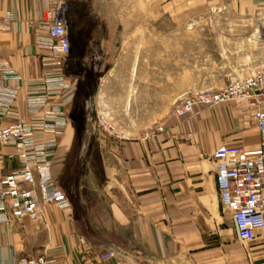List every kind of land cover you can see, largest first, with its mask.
I'll return each mask as SVG.
<instances>
[{
    "label": "crops",
    "instance_id": "crops-1",
    "mask_svg": "<svg viewBox=\"0 0 264 264\" xmlns=\"http://www.w3.org/2000/svg\"><path fill=\"white\" fill-rule=\"evenodd\" d=\"M132 1L0 0V15L7 10L13 15L8 28H0V61L11 71L9 76L0 73V125L31 118L27 95L41 93L45 80L56 75L54 66L43 60L39 39L45 37L41 24L58 6L71 42L62 63L65 74L69 62L87 63V53L91 62L108 63L107 50L117 43L121 47L122 41L129 48L124 60L132 62L131 17L137 14ZM138 1V14L146 21L154 14L204 15L220 4L240 13L264 8V0ZM138 29L144 33L139 45L155 48L156 56L163 58L164 24L142 23ZM149 31L156 33L155 40H148ZM71 47L75 52L70 57ZM87 74L91 81L121 76ZM131 92L91 87L74 91L63 103L61 95L49 94L34 117H52L48 112L62 103L66 124L55 136L52 173L70 207L41 204L35 220L8 215L0 223V264L40 255L49 264H114L116 259L100 258L111 248L122 264H264V232L257 231L251 241L237 239L231 214L220 202L211 157L221 146L240 147L248 155L258 152L259 132L246 102L196 104L185 116L169 111L149 131L145 123L139 127L146 130L134 134L132 118L118 108ZM101 102L106 103L112 132L102 133L93 121ZM158 126L162 130L151 134ZM13 153L12 145L0 144V181L19 166Z\"/></svg>",
    "mask_w": 264,
    "mask_h": 264
},
{
    "label": "built area",
    "instance_id": "built-area-1",
    "mask_svg": "<svg viewBox=\"0 0 264 264\" xmlns=\"http://www.w3.org/2000/svg\"><path fill=\"white\" fill-rule=\"evenodd\" d=\"M12 19V13L5 11L0 15V28H8L7 24ZM40 28L45 33V37L39 39L43 60L54 66L56 75L45 80L41 93L27 95L31 118H18L8 125H0V144L12 145L14 153L10 156L16 157L19 163L17 169L0 181V223H5L8 215L16 220H35L41 215V204L44 203L63 210L70 207L52 173L55 136L66 124L61 105L72 98L75 90V82L67 80L62 74V63L71 46L62 7L58 6ZM0 73L11 74L1 61ZM49 94L61 95L62 103L55 104L48 112L52 117H34L47 104ZM227 100L245 101L259 132V150L255 155H248L240 147L227 146L217 148L211 155L216 165L221 205L231 214L237 239L247 242L254 238L257 231L264 232V69L234 78L221 89H192L174 101L171 113L185 116L192 113L196 104L211 106ZM9 103L10 100L5 101L6 105ZM105 107L104 103L98 106L95 117L98 125L110 131L109 128H113L105 126ZM161 130L162 126H158L151 134ZM100 258L116 259L114 264H122L113 248ZM16 264H49V261L44 255L28 256L19 258Z\"/></svg>",
    "mask_w": 264,
    "mask_h": 264
},
{
    "label": "rangeland",
    "instance_id": "rangeland-1",
    "mask_svg": "<svg viewBox=\"0 0 264 264\" xmlns=\"http://www.w3.org/2000/svg\"><path fill=\"white\" fill-rule=\"evenodd\" d=\"M132 9L137 14L134 13L131 17V63L129 57L124 60L125 52L127 53L129 48L125 47L122 41L121 47H118L117 43L115 47L107 50L108 63L100 65L91 62V55L87 53V63L76 65L69 62L65 74L71 82H75L74 91L80 93L91 87L131 88V96L125 97V102L120 103L118 108L121 113L132 118L131 131L134 134L145 131L144 127H139L145 123L149 131L162 116L169 111L171 113L174 101L190 90L221 89L234 78L264 69V33L261 31L264 24V8L240 13L220 4L204 15L185 18L172 14H165L163 17L154 14L148 17V21L138 14V0L132 1ZM142 23H148L149 26L164 24L163 38L167 46L163 49V58L157 57V50L149 44V47L139 45L140 37L144 36L138 29ZM255 33H259L256 39ZM146 35L148 40L156 39L154 31H149ZM70 36L73 35L70 33ZM74 52L75 48L71 47L70 57L74 56ZM157 59H164V62L156 63ZM90 71H99L98 77L104 78L113 73H120L121 76L116 80L91 81L87 74ZM188 83L190 86L187 87ZM174 92L180 95L173 94ZM101 104L102 102L99 106ZM104 104L106 105L105 102ZM95 110L96 113L97 109ZM104 112L105 126L111 125L106 107ZM93 121L102 133H108L98 125L95 116Z\"/></svg>",
    "mask_w": 264,
    "mask_h": 264
},
{
    "label": "bare ground",
    "instance_id": "bare-ground-1",
    "mask_svg": "<svg viewBox=\"0 0 264 264\" xmlns=\"http://www.w3.org/2000/svg\"><path fill=\"white\" fill-rule=\"evenodd\" d=\"M263 33H264V24L262 25V30H261ZM260 33V32H259ZM259 33H255L254 34V38L256 39L258 36H259Z\"/></svg>",
    "mask_w": 264,
    "mask_h": 264
}]
</instances>
